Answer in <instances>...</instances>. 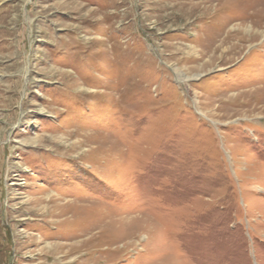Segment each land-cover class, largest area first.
Listing matches in <instances>:
<instances>
[{
    "label": "rangeland",
    "instance_id": "374dc122",
    "mask_svg": "<svg viewBox=\"0 0 264 264\" xmlns=\"http://www.w3.org/2000/svg\"><path fill=\"white\" fill-rule=\"evenodd\" d=\"M0 264H264V0H0Z\"/></svg>",
    "mask_w": 264,
    "mask_h": 264
},
{
    "label": "bare ground",
    "instance_id": "6f19581e",
    "mask_svg": "<svg viewBox=\"0 0 264 264\" xmlns=\"http://www.w3.org/2000/svg\"><path fill=\"white\" fill-rule=\"evenodd\" d=\"M90 255V254H89Z\"/></svg>",
    "mask_w": 264,
    "mask_h": 264
}]
</instances>
